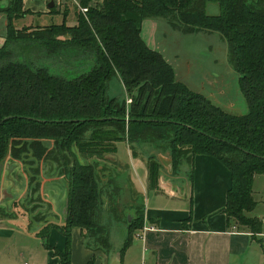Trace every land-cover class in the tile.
Here are the masks:
<instances>
[{
    "label": "trees",
    "instance_id": "1",
    "mask_svg": "<svg viewBox=\"0 0 264 264\" xmlns=\"http://www.w3.org/2000/svg\"><path fill=\"white\" fill-rule=\"evenodd\" d=\"M6 2L0 8L5 19L0 32V165L6 158L28 165L25 197L34 206L24 211L30 224L41 226L37 236L46 248L51 229L62 234L63 250L54 249L60 264H70L72 228L85 230L92 242L107 243L103 196L117 221L124 218L115 214L117 209L131 217L122 252L142 228L144 206L131 194L128 177L97 161L79 160H103L125 141L133 157L137 149L165 155L172 174L196 155L216 159L230 175L224 206L228 225L253 236L261 233V221L247 213L256 206L253 178L264 174V0H77L86 11L77 13L75 25L63 18L61 24L20 30L14 22L30 13L23 10V0ZM210 3L218 6L212 15L205 10ZM148 19L174 22L183 35L221 36L247 112L224 111L176 80L163 55L140 36ZM24 50H34L35 62L47 58L58 72L76 76L52 75L19 57ZM112 76L132 98L127 117L124 100L108 96ZM147 155L149 180L155 184L161 164L157 156ZM55 178L68 184L61 226L36 213L43 183ZM4 211L0 208L1 217L13 216Z\"/></svg>",
    "mask_w": 264,
    "mask_h": 264
},
{
    "label": "crops",
    "instance_id": "2",
    "mask_svg": "<svg viewBox=\"0 0 264 264\" xmlns=\"http://www.w3.org/2000/svg\"><path fill=\"white\" fill-rule=\"evenodd\" d=\"M51 3L53 6L49 7ZM67 3L68 0H23V10L30 14L21 19L47 18L54 15L50 13L53 7ZM151 22L144 20L141 26V38L149 47L156 45ZM137 151L139 155L133 157L128 144L120 142L115 154L100 161L120 166L119 174L128 177L131 194L146 195L142 227H154L156 231L140 237L141 229L136 230L122 252L128 237L123 232L117 235L112 248L109 232L107 243L102 245L89 241L85 230L72 228L70 264H264V174L255 175L252 183L256 206L247 216L261 221L262 229L253 236L246 228L227 223L224 206L230 175L216 159L196 155L175 174L161 165L154 184L149 180L148 150ZM64 192L51 201L52 213L60 219L66 200ZM123 212L117 209L115 214L121 217ZM7 218H0V264H60L54 249L64 248L61 234L51 229L46 239L50 248H46L37 236L41 226L30 231L25 213ZM63 223L53 221L56 226ZM15 236L22 242L18 249L11 248Z\"/></svg>",
    "mask_w": 264,
    "mask_h": 264
},
{
    "label": "rangeland",
    "instance_id": "3",
    "mask_svg": "<svg viewBox=\"0 0 264 264\" xmlns=\"http://www.w3.org/2000/svg\"><path fill=\"white\" fill-rule=\"evenodd\" d=\"M6 3V0H2L0 2V8ZM217 7L218 6L214 3L206 5V13L208 15H212V10L217 9ZM80 9L85 8L79 6L77 0H68L67 6L62 7L61 5L57 8L55 6L56 13L52 16H49L47 18H37L36 16H34L33 18H27L25 20H22L24 19L22 18L15 21L14 26L18 30L22 28H43L51 24H61L63 18H65V22L67 25L73 26L76 24L77 13H80L82 15L85 14V12H82ZM57 14L59 15V17L57 16ZM151 21H153L151 22L153 23L152 25L155 26L153 28V33L156 45H150L151 47L148 46V48L163 55V57L174 70L176 80L186 84L190 89L201 93L224 111L235 115H242L247 112L245 100L238 87L239 75L229 64L227 45L225 40L221 36L216 33L207 32H198L197 34L193 35H183L179 31V29L175 27L174 22L172 24L165 19H156ZM4 22V14L0 13V32L2 29V25H4ZM33 53L34 50H24L19 55V57H24L25 60H31L34 66L46 67L48 69V72L52 75L61 76V78L65 79H71L73 76H76L74 74L67 73L66 71L58 72V68L56 67V65L50 66L51 62L47 58L35 62ZM126 94L118 77L112 76L109 82L108 96H114L119 98L120 100H124L126 98ZM127 95L130 96L129 94ZM125 143H127V141H125ZM138 151H136V156L139 155ZM148 151L147 154L153 155L152 158L154 160L156 159V156L159 155L157 151L151 153H148ZM82 160L84 163L91 162L90 159ZM100 164L107 165L108 167H111L119 173L118 168H120V166L109 164L104 161H100ZM17 165L18 168H16L15 175H17V173H20L21 169L19 163H17ZM9 180L10 181L8 183V187L10 188V190H12L17 196L20 195L24 189V182L21 176L17 177L15 181L11 178ZM1 183L2 185H4V179L2 178ZM66 186L61 182H48L44 185L43 201H45L46 204L52 207L51 201L55 197H58L62 191L64 192V189L66 194V190L68 191V184ZM2 195L4 196V198L7 197L4 192ZM24 197L25 192L23 191L22 200ZM134 198L137 200V203L145 206L146 195H143L142 192L140 194H135ZM106 200L107 199L103 196V212L101 224L108 229L111 238V247L115 248V245L117 243V235L119 236L122 232L127 234L126 222H128L127 220L130 215L125 213L124 216H122L124 218L121 221H117L116 218H114L113 215L108 212ZM22 210V208L15 207L14 210L11 209L12 215L20 214ZM40 213H42V215L46 214V212L44 211H41ZM50 214H52V211H50ZM60 218L55 217L54 219H52L54 221V224H57L58 222L60 224L62 222V219ZM38 226H40L38 225V223L31 222L30 231L34 232L35 230H38ZM55 231L59 235L61 234L58 230L55 229ZM14 240L15 244L11 248L18 249L19 247H21V238L15 236ZM25 244H27V242L24 243V245ZM112 251L114 250L112 249Z\"/></svg>",
    "mask_w": 264,
    "mask_h": 264
},
{
    "label": "flooded vegetation",
    "instance_id": "4",
    "mask_svg": "<svg viewBox=\"0 0 264 264\" xmlns=\"http://www.w3.org/2000/svg\"><path fill=\"white\" fill-rule=\"evenodd\" d=\"M123 89H124V87H123ZM124 91H125V89H124ZM125 94H126V91H125ZM128 99H130V103H127ZM124 103H125L126 117H127L129 107L132 103V99L127 94H126V98L124 99ZM79 160L81 161V163H84L81 158H79ZM90 160H91V162L97 161L100 164V159L92 158ZM17 163H19V162H11L8 158H6L4 160V162L1 164V169H0V191H1V193H0V208H2L3 211L5 210L4 211L5 213H11V214H12L11 209L14 210L15 207L22 208L23 209L22 212L27 215V213L24 210L26 208L30 209L32 206H34V203L30 202L29 196H28V198L24 197L22 200V192L23 191L25 192V196H26V187H27L26 186V175H28V172H27L28 171V165H23L22 163H19V165L21 167L20 173H17V175H15L16 168H18ZM20 176L24 182V189L21 192V194L17 196L12 190H10V188L8 187V183L10 181L9 180L10 178L15 181L17 179V177H20ZM1 178L4 179V185H2V183H1ZM52 181L64 183L65 186L67 185V182L65 180L55 178L54 180L45 181L43 183L42 188L40 189L41 201L36 204L38 206V208L36 209V213L37 212L40 213L41 211L46 212V214L44 216H45L46 221L49 224H53L52 219H54L55 216L53 215V213L50 214V211H52V207L50 205L46 204L45 201H43V197H44V185L47 184L48 182L50 183ZM2 191L7 195V197L4 198V196L2 195L3 194ZM67 192L68 191L66 190V198H67ZM20 202H21V205H20ZM13 203H15V205H13ZM48 215H50V216H48ZM27 216L30 219V216L29 215H27Z\"/></svg>",
    "mask_w": 264,
    "mask_h": 264
},
{
    "label": "water",
    "instance_id": "5",
    "mask_svg": "<svg viewBox=\"0 0 264 264\" xmlns=\"http://www.w3.org/2000/svg\"><path fill=\"white\" fill-rule=\"evenodd\" d=\"M52 6H53V3H51L49 5V7H52ZM157 159H158V161L160 162L161 165L165 166L169 170V173H172L171 163H170L169 158H165V157H163L161 155H157ZM0 169H1V165H0ZM67 202L68 201H67V198H66L65 204H64V207H63V211L61 213L63 222H65L66 217H67V208H68ZM127 221L130 222L131 221V217H128Z\"/></svg>",
    "mask_w": 264,
    "mask_h": 264
},
{
    "label": "built area",
    "instance_id": "6",
    "mask_svg": "<svg viewBox=\"0 0 264 264\" xmlns=\"http://www.w3.org/2000/svg\"><path fill=\"white\" fill-rule=\"evenodd\" d=\"M80 10L82 12L86 11V9H80ZM127 103H130V99L127 100ZM154 231H156V229L154 227H146V226H144V227L141 228V235L138 234V236L140 235V237H141L145 232H154Z\"/></svg>",
    "mask_w": 264,
    "mask_h": 264
}]
</instances>
